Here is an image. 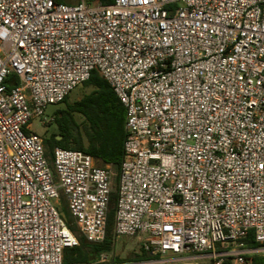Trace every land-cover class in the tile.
Instances as JSON below:
<instances>
[{"label": "built area", "instance_id": "obj_1", "mask_svg": "<svg viewBox=\"0 0 264 264\" xmlns=\"http://www.w3.org/2000/svg\"><path fill=\"white\" fill-rule=\"evenodd\" d=\"M95 69L126 109L118 173L30 129ZM113 192L155 257L122 264L264 255V0H0V264H63V199L103 241Z\"/></svg>", "mask_w": 264, "mask_h": 264}, {"label": "trees", "instance_id": "obj_2", "mask_svg": "<svg viewBox=\"0 0 264 264\" xmlns=\"http://www.w3.org/2000/svg\"><path fill=\"white\" fill-rule=\"evenodd\" d=\"M67 2L68 0H56ZM79 1V0H78ZM111 4L114 0H86ZM92 89L80 99L68 102V96L62 101L65 107L53 113V123L57 131L44 136L46 155L52 160L55 147L82 150L92 155L99 165L112 164L118 173L124 156V143L127 137L126 109L108 81L98 70H93L83 83ZM117 176L115 177V182ZM63 207L67 209L63 199ZM117 192L111 194L108 211L106 236L101 242H90L78 231L72 215L63 210L68 226L79 238L78 245L66 247L63 252V264H108L102 261V254H111L113 264L141 262L155 259L149 252L141 249L126 258L114 255L117 236L114 231ZM243 241L247 247L260 246L251 230ZM249 264H264V255L247 256Z\"/></svg>", "mask_w": 264, "mask_h": 264}, {"label": "rangeland", "instance_id": "obj_3", "mask_svg": "<svg viewBox=\"0 0 264 264\" xmlns=\"http://www.w3.org/2000/svg\"><path fill=\"white\" fill-rule=\"evenodd\" d=\"M76 1L77 0H71V2H76ZM91 89H92L91 86H86L83 83L77 85L70 91L68 95V102H74L80 99L85 93L91 91ZM63 107H65L64 102L49 104L46 107L45 118L52 117L56 109ZM30 129L42 136H48L51 133L57 131L56 125L53 123V120H48L44 123L41 118L33 119L30 123ZM63 210L67 211V209L64 207ZM140 251H141V242L138 237L117 236L114 255L122 258H126L127 256H130L133 253ZM111 258H112L111 254H104L102 261H107L108 264H113Z\"/></svg>", "mask_w": 264, "mask_h": 264}, {"label": "crops", "instance_id": "obj_4", "mask_svg": "<svg viewBox=\"0 0 264 264\" xmlns=\"http://www.w3.org/2000/svg\"><path fill=\"white\" fill-rule=\"evenodd\" d=\"M80 1V0H79ZM78 0L76 1V2H71V0H68L67 2L68 3H77V2H79Z\"/></svg>", "mask_w": 264, "mask_h": 264}]
</instances>
